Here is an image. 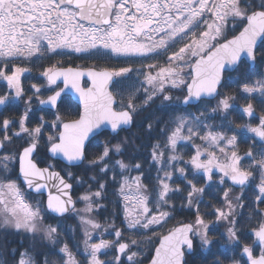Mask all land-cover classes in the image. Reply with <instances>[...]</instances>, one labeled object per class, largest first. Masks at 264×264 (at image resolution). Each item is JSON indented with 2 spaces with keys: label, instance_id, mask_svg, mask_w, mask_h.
Instances as JSON below:
<instances>
[{
  "label": "snow or ice",
  "instance_id": "1",
  "mask_svg": "<svg viewBox=\"0 0 264 264\" xmlns=\"http://www.w3.org/2000/svg\"><path fill=\"white\" fill-rule=\"evenodd\" d=\"M236 28L238 33L229 39L227 34ZM260 49H264V0H0V81L7 85L0 106L21 100L25 105L18 121L0 122V149L14 138L23 141L17 151L0 153V229L31 241L30 246L22 244L10 251L3 245L0 264H81L79 244L77 252L70 247L69 234L77 232L83 236L80 243L87 264H143L145 248L156 239L159 243L148 264H187L185 257L196 250L197 241L199 248H211L212 234L221 224L227 225L221 234L226 237L224 246L234 254L239 250L241 257L233 255L230 264H264V209L260 208L264 204V72L257 71L264 64V50ZM71 53L106 61L139 58L141 63L86 71L65 68L58 61L43 66L46 60ZM144 59L153 62L145 64ZM32 65L42 68L35 79L43 83H32L31 95L24 99L22 78L31 74ZM226 72L237 75L226 80ZM85 75L88 87L80 83ZM229 83L247 101L241 118L257 119L253 101L262 105L258 123L233 127L229 113L237 95L220 91ZM69 88L79 99L75 119H65L60 111ZM173 90H180L182 97L173 96ZM45 92L50 94L43 96ZM33 98L51 109L54 118L49 121L41 114L29 127ZM211 100L215 105L203 103L197 115L180 111L181 105ZM157 101V110L168 114V119L155 112L144 116L146 136L158 129L150 144H137L136 134L117 139ZM13 124L18 129L9 134ZM104 131L108 137L97 142L100 150L89 158L90 137ZM245 132L252 134L244 137L252 143L241 155L239 142ZM41 147L50 158L61 159L65 168L87 161L85 167L95 174L86 181L70 170H55L51 162L40 167L36 157ZM129 147L132 152L125 157ZM189 147L191 154L184 151ZM141 148L149 150L154 176H146L143 162L136 158ZM14 163H18L15 177ZM133 171L137 175H131ZM109 179L117 185L113 195L121 203L127 238L114 222L105 227L92 215L105 207L101 201L107 199ZM72 181L88 185L75 199ZM236 189L239 192L233 196ZM249 192L255 205L249 220L259 219L243 232L239 217L249 206ZM31 193L37 197L46 193V199H30ZM177 195L181 208L194 211V219L178 222L165 234L147 235L153 226L163 227L172 218ZM205 195L216 203L205 204ZM77 203L83 207L77 208ZM201 204L210 210L202 212ZM73 217L76 223L69 224ZM109 228L114 239L103 238ZM97 233L100 238L94 240ZM62 236L68 239L62 241ZM37 246L45 251H35ZM111 249L115 256L102 260L100 256ZM53 255L57 258L51 259ZM214 264L223 261L218 258Z\"/></svg>",
  "mask_w": 264,
  "mask_h": 264
},
{
  "label": "trees",
  "instance_id": "2",
  "mask_svg": "<svg viewBox=\"0 0 264 264\" xmlns=\"http://www.w3.org/2000/svg\"><path fill=\"white\" fill-rule=\"evenodd\" d=\"M237 30H239V28H236L234 32L230 31L227 34V37L234 34ZM260 50H264V49H260ZM57 61L60 63V65L61 64H63V65L77 64V63H79L81 65H87V64H92L95 62L100 63L104 60H96L94 58L83 57V56H79L75 53H71V54L63 55V56H55L53 61H49L46 64L49 65V64L55 63ZM151 62H153V61H151ZM125 65H127V64H125ZM263 69H264V64H259L257 66V71L263 72ZM244 70H245V66L241 65L240 71L242 72ZM236 75H237L236 72H231V73L226 72L225 78L227 80V78L229 76L235 77ZM220 91L222 93L227 91V92H230V93L237 95V100L235 102L234 109H233V111H231L229 113V119L234 121L233 127H235L237 124H242V123H251V124L257 123L258 117L260 115V108L262 107L261 104H259L255 100L253 101L254 107L256 108L257 119L253 120L247 116H243V118H241L242 117V112H241L242 106L245 105L247 103V101L239 95V92L237 90V86L235 84L229 83L227 87L221 88ZM172 94H173V96H181V97L183 95V93L180 90H173ZM64 98H67V102H69V104H71L69 109L60 110L63 114H65V119H71V118L77 117L79 114V107H78L77 103L70 96H65ZM158 103H159V101H157L156 104H154L150 108H148L145 112L139 113L135 117V122H134L133 126L130 129L121 132L120 137H117V139L123 138L125 136H128L131 139L132 135L136 134L138 137L137 138V144L141 143L142 141L145 144H150L157 137L158 129L156 132H153L151 134L150 138L148 136H146L143 133L142 121H143L144 116L148 115L149 113L155 112V114L157 116L163 115L164 119H168V114H162L157 110L156 105ZM203 103H207L208 106L211 107V106L215 105L216 101L215 100L205 101V102H202L201 104H193V105H189V106L181 105L180 111H182L184 114L192 113L194 115H197V114H199L200 111L203 110ZM21 114H23V111L20 108L16 107L15 105L3 106L0 109V122H2V120L4 118H9L13 121H18V119H19L18 117H20ZM41 114H45V118L49 121H51L54 118V116L51 114V111L33 112L30 115V119L28 121L29 127L34 126V124L36 123V121L38 120V118ZM17 125L18 124H13L10 126L9 134H11V132H13L17 129V127H18ZM47 131H48V129H46V132ZM0 134H1V136H3L2 131H0ZM251 135L252 134L245 132L240 137L239 151H240L241 155H243L248 150L249 144L252 143L251 139L245 140L244 137H251ZM107 137H108V132L104 131L100 135H97V136L92 137L90 139L91 143L88 145V156H89V158H91L93 154H96L99 152L100 149H98L96 147L97 142L102 141ZM113 142H115V141H113ZM22 144H23L22 140L14 138L12 143H10V144L6 143V145L3 148L1 153L8 151V145L12 146L13 149L10 151L14 152V151H17L21 147ZM257 147H259V145ZM148 151H149L148 148H141L139 153H137L136 158L143 162V164H144L143 170L145 172V175L150 177V176H154L155 173L152 172V168H151V171L149 170L150 169V165H149L150 156L148 155ZM131 152H132V149H131V147H129L125 152V157L130 155ZM189 153H191L190 147H189ZM36 158H37L39 165H46L47 163L51 162L55 165V169H59V170L65 169V172L70 170L73 172L74 176H81L86 181L88 180V177L95 174V172L92 169H87L85 167V165L87 164V161H85V165H81L79 167H72L70 169L65 168V164L62 161H60L58 159L50 158L49 155L47 154L46 150L43 147H41ZM17 164L18 163H14V165H13V168L16 169V171L13 172V174H15V175L17 172ZM65 172H62V174H65ZM110 175H111V173H109V176ZM131 175L135 176V175H137V172L133 171V172H131ZM105 179H107V178H105ZM72 182L74 184L73 195L75 197L78 194H80L84 190V188H86L88 186L87 183L83 187H81V186L76 185L75 181H72ZM144 183L149 184L151 186L150 179H145ZM116 187H117V185H115L109 179L108 180L107 199L101 201V203L104 204L105 207L103 209H100V210L93 212L92 215L99 222H101L105 227H107L108 225H110L114 222L115 226L117 228H121L124 231V237L127 238L130 233L125 229V225L123 224V213H122L121 203H120L119 198L117 196L113 195ZM238 192H239V189H236L232 193V195L235 196L236 194H238ZM185 195H186V193H185ZM29 198L33 199V200L45 199L44 196L43 197H37L34 193H31L29 195ZM251 199H252V193L249 192L248 193V201H247L249 206L242 210L243 215L241 217H239L240 223L238 224V228H240L243 232H248L250 230V228L252 226H254L256 224V221L259 219L258 216H253L252 219L249 220V214H250L251 210L255 207V205H253L251 203ZM173 202L175 203L176 210L173 213L172 218L169 219L167 224H165L163 227L153 226L152 229L147 232V235L151 236L153 231L163 234L169 228L178 224V222L191 221L194 219V211L188 210L187 208H181L182 199L179 195L174 197ZM204 202H205V204L216 203L215 200H211L209 195H205ZM200 208H201L202 212L210 210V209L205 208L204 204H201ZM260 208L264 209V204H261ZM206 218L207 219H214V217H206ZM68 223L69 224H75L76 223L75 218L73 217V219L69 220ZM226 228H227L226 224H221L216 228L215 232L212 234L214 237L215 243L211 246L210 249L199 248V246H198L199 242L197 241L196 242L197 243L196 250L193 253L186 255L185 259L187 261V264H214V262L218 258L223 261V264H230V259L233 257V255H235L236 258H241L239 250H237L236 253L234 254L231 250H229V248H226L224 246L226 244V237L222 236L221 234L226 231ZM108 233L109 234H107L105 236H108L109 238L114 237V235L111 234L112 233L111 228L108 229ZM69 235L73 237L70 241V247H72L74 252H77L76 245L79 244L77 259L81 261V264H87V259H86V256L84 255V252H83V245H82V243H80L83 240L82 233L77 232L74 236L72 233H70ZM133 238H135V236ZM61 239H62V241L67 240L68 237L62 236ZM157 241H158V239H156V241L153 245H150V246L145 248V256L142 258L143 262L147 261L151 257L153 248H154L155 244L157 243ZM243 242L250 243L251 241L250 240H244ZM5 244L7 245L8 251H10L12 248L21 247L22 244H23V246H30L31 241L28 239H25L22 235L11 234V233L6 234L4 230L0 229V252L4 251L3 245H5ZM35 251L43 252V251H45V249H42V248L37 246L35 248ZM258 253H259V248L257 247L256 248V254H258ZM114 256H115V252L113 255L111 252H109V253L107 252L106 254H102L100 256V258L102 260H111ZM225 256H227L228 259H225ZM2 258L10 259V257H7V256L2 257ZM50 258L56 259L57 257L53 255ZM242 259L246 262L245 257H243Z\"/></svg>",
  "mask_w": 264,
  "mask_h": 264
},
{
  "label": "flooded vegetation",
  "instance_id": "3",
  "mask_svg": "<svg viewBox=\"0 0 264 264\" xmlns=\"http://www.w3.org/2000/svg\"><path fill=\"white\" fill-rule=\"evenodd\" d=\"M159 59H163V57H160ZM53 60H54V57L51 60L44 61L43 62V66H45V67L48 66L46 63L49 62V61H53ZM151 61L152 60H150V59H144L142 62L147 64V63H151ZM128 63H134L135 66L139 67V65L141 63V60L139 58H131L130 60H126L125 58H113L112 60H110V62L104 60V61H102L100 63H96L95 62V63L87 64V65H81V64L77 63V64H67V65L61 64V66H63V67H65V66L94 67L95 66L97 69H99V68H103V67H107V66H127L125 64H128ZM31 67H32L31 74L26 73L25 77L22 78L23 87L26 90V94H25L24 99H27L28 95H31V92L29 91V89H30V86H31L32 83H43L42 80L35 79V77L38 76L39 71L42 70V68L37 67L36 65H32ZM87 84H88V81L84 80L83 85L86 86ZM59 86L62 87V84L59 83ZM6 90H7V85L3 81H0V92L3 94V92L6 91ZM113 90H115V89H113ZM48 94H50V93L45 92V93H43V96H46ZM65 96H70V95L65 93L62 96L63 103L60 104V110H67V109L70 108L71 104H69V102H67V98H64ZM14 105L16 107L20 108L24 112L25 105L23 103V100H21L20 102L14 104ZM2 107L3 106H1L0 109ZM32 108L34 109L33 112H38V111H41V110H43V111H51V109H49L47 106L38 105V102L35 100V98H33ZM79 110H80V108H79ZM0 137H2L1 134H0ZM16 175H18V169H17ZM16 175L13 174L14 177ZM20 183H21V186L24 187V185L22 184V181H20Z\"/></svg>",
  "mask_w": 264,
  "mask_h": 264
},
{
  "label": "water",
  "instance_id": "4",
  "mask_svg": "<svg viewBox=\"0 0 264 264\" xmlns=\"http://www.w3.org/2000/svg\"><path fill=\"white\" fill-rule=\"evenodd\" d=\"M238 31H239V30H237L234 34L238 33ZM234 34H232V35H234ZM232 35L228 36V38L230 39ZM67 67L79 68L80 70H85V71H86L88 68H91V67H74V66H65V68H67ZM84 80H87V81H88V84H87L86 86L83 85ZM58 83H61V84H62V87H64V84H63L62 81H58ZM80 83H81V86H83V87H88V86H90V81L88 80V77H87L86 75L83 76V77H81ZM62 87H61V88H62ZM65 93L69 94V95L72 97V99L78 104V106H79V108H80V105H79V99H78V96L75 94V92L69 88V89H66V90H65ZM194 104H195V103H194ZM75 118H78V116L75 117ZM75 118H71V119H75ZM91 138H92V137H90V139H91ZM1 150H2V149H0V151H1ZM54 159H58V158H54ZM58 160L62 161L61 159H58ZM39 166H40V167H44V166H46V165H39ZM55 170L59 171V169H55ZM53 191H55V190H53ZM46 195H47V194L45 193V195H44V198H45V199H46ZM72 195H73V193H72ZM73 198L75 199L74 195H73ZM184 222H190V221H184ZM176 225H177V224H176ZM166 232H167V231H166ZM166 232H165V233H166ZM165 233H163V234H165ZM158 243H159V241H157V243L155 244V246L158 245ZM155 246H154V248H153L152 254H153L154 251H155ZM185 258H186V257H185ZM245 258H246V257H245ZM150 259H151V257H150L147 261L143 262V264H148V262L150 261Z\"/></svg>",
  "mask_w": 264,
  "mask_h": 264
},
{
  "label": "rangeland",
  "instance_id": "5",
  "mask_svg": "<svg viewBox=\"0 0 264 264\" xmlns=\"http://www.w3.org/2000/svg\"><path fill=\"white\" fill-rule=\"evenodd\" d=\"M152 63V62H151ZM263 72H264V69H263ZM0 94H2L1 92H0ZM1 107V106H0ZM19 118V117H18ZM257 123H258V121H257ZM256 124V123H255ZM255 124H253V125H255ZM18 126V125H17ZM17 129H18V127H17ZM16 129V130H17ZM15 130V131H16ZM13 148H12V146L11 145H8V151H6V152H12V151H10V150H12ZM187 154H191V153H189V148H186L185 150H184ZM185 158H187V157H185ZM11 167H13V165L11 166ZM152 172H154L155 173V168L153 167L152 168ZM13 175V174H12ZM23 188V187H22ZM80 194H78L76 197H78ZM75 197V198H76ZM77 208H82L83 207V204L82 203H77ZM98 221V220H97ZM99 222V221H98ZM101 223V222H100ZM102 224V223H101ZM103 225V224H102ZM107 234H109L108 232H106L105 234H104V237L103 238H105V239H114L115 237H113V238H109L108 236H105V235H107ZM100 238V236H99V234L97 233V234H95L94 235V240H98ZM106 251V253L108 252H111L112 253V255L114 254V252H115V250L114 249H111V250H105ZM259 254V253H258ZM257 254V255H258ZM122 259H125L126 260V258H122Z\"/></svg>",
  "mask_w": 264,
  "mask_h": 264
}]
</instances>
